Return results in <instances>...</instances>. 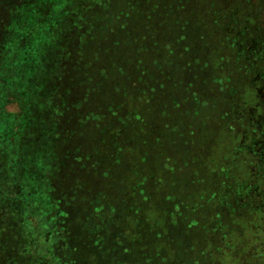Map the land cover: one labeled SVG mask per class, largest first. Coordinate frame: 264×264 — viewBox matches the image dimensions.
Segmentation results:
<instances>
[{"label":"trees","instance_id":"obj_1","mask_svg":"<svg viewBox=\"0 0 264 264\" xmlns=\"http://www.w3.org/2000/svg\"><path fill=\"white\" fill-rule=\"evenodd\" d=\"M39 3L0 0V113L45 127L12 162L33 196L48 182L56 256L264 264V48L226 30L256 22L264 47V0H71L56 45L22 54ZM0 264H41L1 212Z\"/></svg>","mask_w":264,"mask_h":264},{"label":"rangeland","instance_id":"obj_2","mask_svg":"<svg viewBox=\"0 0 264 264\" xmlns=\"http://www.w3.org/2000/svg\"><path fill=\"white\" fill-rule=\"evenodd\" d=\"M70 2L71 0H42V3L35 6L32 13H25L24 17H27L28 20H31V17L33 18V31L35 30V33L31 34V41H29L28 44L23 41V44L19 48H16L20 49L22 54H27L28 51L32 53V51L40 48V46L43 48L44 45L52 48L56 43L58 34L54 33L47 38H45V35L47 32L49 33L50 27L59 24V19L65 11V7H68ZM42 9L44 10L45 18L43 17ZM234 16L236 15L231 13V19H233ZM43 18L44 20H42ZM37 19L42 22L43 28L40 29L41 23H39ZM233 24V26L227 27L226 30L228 32H234L232 38L233 43L243 57L247 56L249 46L264 48L261 47L262 44L260 45L261 42L258 39L259 35H257L260 34V30L262 29L259 28L256 22L253 26L245 20L234 22ZM251 31H255V33L252 34ZM250 33L252 35H250ZM25 50L28 51L25 52ZM258 91H261L260 87ZM6 109L9 112H19L20 106L16 103H9ZM255 112L258 114L256 116V122L264 129V112L262 110L257 112L255 109L250 108V115L253 114V117H255ZM235 113H233V115H235ZM20 116L21 115L17 116L7 112L0 113V212L3 214V218L7 222H10L18 231L20 242L31 248L32 254L37 258L38 262L41 264H65L54 253V242L56 240L57 231L55 223L56 214L52 213L49 200L45 198V189L48 186V182L42 179L40 175L34 174L33 171V179L37 178L40 185V187L37 186L38 197L33 196V193L30 194L28 192L27 170H19V173L15 170L17 168H15V164L12 162L13 159H16L14 148L20 149L21 151H19L24 157L28 155L32 157L33 155L32 153L30 154V147L27 146L29 149L26 150L27 144L24 145L23 143H28V141H31L33 138V140L40 145L47 137L43 124L41 125V123H39L38 126L33 125L32 131L37 132L36 136H34L32 131L28 129L29 123H27V126H24V122L21 121L22 119H18ZM16 122L18 125H16ZM259 144L261 147L260 149H262L260 154L264 159V134ZM31 164L35 172L39 173L37 160L34 159ZM31 174L32 172L30 175Z\"/></svg>","mask_w":264,"mask_h":264}]
</instances>
